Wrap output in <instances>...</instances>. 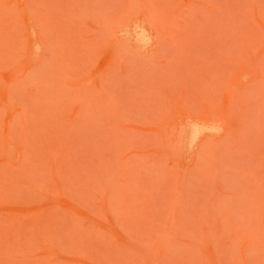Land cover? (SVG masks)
<instances>
[{
    "label": "rangeland",
    "instance_id": "1",
    "mask_svg": "<svg viewBox=\"0 0 264 264\" xmlns=\"http://www.w3.org/2000/svg\"><path fill=\"white\" fill-rule=\"evenodd\" d=\"M0 264H264V0H0Z\"/></svg>",
    "mask_w": 264,
    "mask_h": 264
}]
</instances>
